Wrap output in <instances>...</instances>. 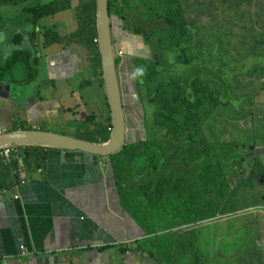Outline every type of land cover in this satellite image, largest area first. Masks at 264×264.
I'll list each match as a JSON object with an SVG mask.
<instances>
[{"label": "rangeland", "instance_id": "1", "mask_svg": "<svg viewBox=\"0 0 264 264\" xmlns=\"http://www.w3.org/2000/svg\"><path fill=\"white\" fill-rule=\"evenodd\" d=\"M50 1L52 0H34L33 3L38 5ZM110 1L113 16L123 19L124 30L131 35H136V24L141 21L150 18V25L155 28L161 26V23L165 26L164 15L171 17L174 22L171 34L162 30L152 31L149 41L146 42L149 47L153 45L149 49L150 52H147L152 58L160 57L158 49L152 51L154 44L159 42L162 49L171 47L174 35H182L184 23L196 30L194 40L196 45L188 56L192 55L197 59L200 67L192 70L186 67L185 73L190 80L210 77L206 82L209 83L210 93H213L219 103L216 102L213 109L209 106L204 107V110L209 109V117L192 134L202 149H180L175 159L187 156L188 163L191 164L195 159L210 155L214 151H222L229 156L242 152L245 157L253 152L254 156L247 161L258 173H262L264 162L260 164L256 160V152L264 148V70L253 67V60L251 58L247 60L246 57L250 53L258 54L261 51L259 42L264 40V0ZM18 7L2 8L9 22L7 40H12L15 36L18 29L16 27H19V31L33 30L30 24H23L26 16L22 15V9ZM80 7L82 0H74L72 10L43 19L38 25L40 30L37 34V43L42 47L45 40L44 32L55 27L66 37L74 33L77 29L76 20ZM78 49L80 56L83 57V47ZM214 54L215 57L212 59ZM131 58L135 59L136 65L129 69L130 72H127L125 77L122 74V91H128L134 97L135 104L141 103L145 109L144 115L135 108L131 113L132 120L138 124L139 130L149 136L155 129L163 132L158 128L160 120L155 117L157 108L146 84L157 65V60H148L147 57ZM242 60H247V66L253 68L246 74H237L241 67L234 62ZM85 65L93 70L87 60ZM23 66L21 61H17L11 69L18 86L25 85L29 75V72L26 74L22 69ZM217 74L220 78L226 77L223 81L231 82L230 95L227 96L226 92L222 91L223 100L220 98L221 88L215 83ZM92 76H95L93 72ZM183 76L186 77L184 74ZM99 82L100 80L96 79V83ZM173 86L178 89L176 85ZM83 87L84 99L100 95L94 78L92 83H84ZM167 88H170V85ZM179 93L182 91L177 94ZM207 96L211 100V97ZM135 104H132V107H136ZM178 117L181 118L179 115ZM102 120L105 123L109 122L108 112L106 116H102ZM56 125L41 126L46 131L52 130ZM65 132L72 134L70 131ZM137 133L136 138L140 139L139 132ZM104 159L106 157H99L101 165L106 164L107 161ZM246 176L247 173L241 168L240 161L210 167L205 175V187L212 192L214 198L209 201V205L208 202L194 198V189L190 182L184 183L180 189V193H183L180 210L188 214L192 222L190 226H183L179 221L169 223L170 208H174V216L178 215L173 202L176 203L179 199V195L171 196L170 181L163 188L166 194L164 196L163 193L165 201L162 214L166 223L162 222L163 224L155 226L149 232L150 235L159 232L163 236L156 241L149 240L138 245L148 251V254L154 255V262L157 264H185L186 257L178 252L179 244L185 243L191 236H196L204 253L198 264H251L250 258L253 257L255 264H264V246L260 245L261 251L254 250L256 239L264 237V208H260V203H264V182L251 184ZM161 239L168 243L170 250L166 254L163 252L161 256H156L160 250L158 245ZM258 252L263 255L260 263L256 256L259 255Z\"/></svg>", "mask_w": 264, "mask_h": 264}, {"label": "crops", "instance_id": "2", "mask_svg": "<svg viewBox=\"0 0 264 264\" xmlns=\"http://www.w3.org/2000/svg\"><path fill=\"white\" fill-rule=\"evenodd\" d=\"M33 1L18 7L26 19L27 7L42 5ZM8 24L5 16L0 27V71L16 53L6 48ZM36 46L38 80L19 89L0 77V133L57 124L46 131L73 136L77 122L90 115L105 123L102 116L109 106L104 82L97 71L86 67L78 47H41L37 42ZM92 78L100 95L84 99V83H92ZM122 98L124 103L134 97L122 91ZM46 152L39 167L20 164L21 181L0 194V264H157L138 243L156 241L163 234H149L156 223L152 218L148 222L146 210L145 233L136 219V224L130 223L135 204L125 193L127 209L122 206L118 188L107 179L108 163L101 165L99 158L82 151L49 148ZM138 209L132 215L143 218ZM261 243L264 246L263 239ZM158 247L156 256L170 250L164 239Z\"/></svg>", "mask_w": 264, "mask_h": 264}, {"label": "trees", "instance_id": "3", "mask_svg": "<svg viewBox=\"0 0 264 264\" xmlns=\"http://www.w3.org/2000/svg\"><path fill=\"white\" fill-rule=\"evenodd\" d=\"M30 1L31 0H0V27L5 21V16L2 11L3 7L21 6L28 4ZM167 1L171 2L177 0ZM238 1L240 2L242 0ZM247 1L250 2L251 0ZM111 4L112 1H110L109 5V13L112 17ZM72 8L73 0H54L34 8H26L30 12V17L26 19L23 24H30L33 30L28 29L26 31L22 30L23 32L19 31L12 40H9L10 44L6 45L8 51H16V53L12 59L6 63L5 68L0 71V77L4 79V81L20 89L28 88L32 82L41 77L39 59L36 57L38 25L43 19L70 11ZM97 9L98 0H82V7L79 9L76 20L77 29L75 32L66 37L63 36L56 27L48 29L44 32V46L59 44L65 49L83 47L86 60L90 67L97 71L103 84V71L98 45ZM164 20L165 26L161 23V26H155V28L150 25V18L136 24L135 32L140 35V41L145 39L146 42H148L152 31L156 32L162 30L170 35L174 22L169 15H164ZM195 33V29L184 23L182 35H174V43L171 47L162 49L160 48L159 42L154 44L152 51L155 52L156 49H158L160 52L159 58H152V55H146L148 60H157V65L152 70V74L149 76L146 84L150 90V96L154 99V105L157 108L155 117L158 121L160 120L158 128L162 129L163 132L156 131L155 129L153 134L149 136L145 132L139 130L138 124L132 120L131 113L137 108L145 115V109L141 103H138L136 107H132L129 104V99L125 98L126 143L117 153L106 157L108 163L107 179L114 187L118 188L120 194L118 195L120 199H122L121 203L124 209H127V202L123 200V195L125 193L130 195V202L132 205L135 204L134 208L131 207L132 210L130 215L133 218L130 219V223L136 224V221H138L140 226L144 229V233L147 230L143 224V222L147 220V217L144 216V210L149 213L148 222L151 221V218L154 219L157 227L158 225L166 223L164 214H162L165 201L164 196L166 194L163 192V188L166 187L170 181H172L170 194L171 196L179 195V199H177L176 203L173 202L176 211H178V215L174 216V208H170L169 223L173 224L175 221H179L183 226H190L192 222L188 214L180 210V205L183 201V193H180V189L184 183L190 182L191 187L194 189V198L204 201L205 203L208 202L209 205V201L214 198L212 192L208 191L205 187V175L210 167L220 164H232L236 161H240L241 168L247 173L246 178L251 184L255 182H264V168L262 173H258L249 165L242 152H236L229 156L222 151H214L210 155L195 159L191 164L188 163L187 156L175 159L180 149H202L200 143L192 134L209 117L210 111L209 109L204 110V107L209 106L213 109L216 104L219 103L213 93H210L209 83L206 82V79L210 77L190 80L185 73L186 67L191 68V70L200 67L197 59L192 55L188 56L196 45L194 43ZM123 39L124 37L121 41H123ZM95 40H97V42ZM128 44H130V42H128ZM259 44L261 51L258 54L250 53L246 58L247 60H249V58L253 60V67L264 70V40H261ZM113 45L115 53L117 50H125L123 45L115 47L116 44L114 40ZM125 52L130 53L131 50H125ZM147 52H150L149 48H146V54ZM21 54L24 56L22 57ZM215 54L212 55V59L215 57ZM247 60L234 62L235 65L237 64L241 67L237 74H246L253 68L247 66ZM17 61H21L22 64H24L22 69L26 74L29 72L27 76L29 80L26 79L25 85L21 86L17 85V79L11 71L13 64ZM115 61L116 67H118L121 59L116 56ZM135 65V59L130 57L126 58L120 70L123 77H125L127 71L132 69ZM183 74L186 77H184ZM229 76H232V74L230 73ZM225 79V76L220 78L219 74H217L215 83L219 85L221 92L224 90L228 96L231 91V82L223 81ZM168 85H170V88H167ZM171 85H176L178 89L173 88L175 86L172 87ZM180 90L182 93L177 94ZM207 95L211 97L212 101ZM222 96L223 92L220 95L221 99ZM220 98L219 100L221 101ZM203 110L204 112H202ZM108 113V123L98 122L97 117L94 115H90L78 121L73 137L91 143L108 142L112 128L109 108ZM178 115L181 116L182 119L178 117ZM23 129H32V127L27 126L23 127ZM137 132H139L140 139L136 138ZM48 149L49 148L42 146L20 145L19 149H17V153L11 156L10 162L5 163L0 161V194L11 190L21 181L20 164H23L26 168L33 165L39 167L40 164L44 163L47 154L46 151ZM95 157L99 158L103 156ZM256 160H258L260 164H263L264 154L256 155ZM140 205H142V207H140ZM208 205L206 207L209 208ZM260 208H264V203H260ZM136 209L140 210L141 213L143 212V218L141 214H135L139 215L137 218L132 215L134 214L133 211L135 212ZM134 219H136V221ZM154 227H150V230ZM262 239L263 238L256 239L254 242V250L261 249L260 243ZM178 252L183 257H186L185 264H198L201 260V256H204L200 248V241L196 236H191L185 243H180ZM259 252L257 254H259ZM219 253L221 254L220 250ZM148 255H150L152 260L155 258L152 254ZM256 256L258 262H262V253ZM254 259V257L250 258L251 264H255Z\"/></svg>", "mask_w": 264, "mask_h": 264}, {"label": "water", "instance_id": "4", "mask_svg": "<svg viewBox=\"0 0 264 264\" xmlns=\"http://www.w3.org/2000/svg\"><path fill=\"white\" fill-rule=\"evenodd\" d=\"M109 5L110 0H98V45L112 125L111 136L108 142L91 143L73 136L38 129H28L1 132L0 148L8 145L42 146L68 151H82L90 155L108 157L117 153L125 145L127 133L126 115L115 61L116 53L111 33ZM260 154H264V148L257 150L256 155ZM252 156H254L253 152L246 157V160H249Z\"/></svg>", "mask_w": 264, "mask_h": 264}, {"label": "flooded vegetation", "instance_id": "5", "mask_svg": "<svg viewBox=\"0 0 264 264\" xmlns=\"http://www.w3.org/2000/svg\"><path fill=\"white\" fill-rule=\"evenodd\" d=\"M111 33H112V38L116 44L115 47L123 45L125 50H131L130 53L125 52V50H123L124 51L123 52V58H121V62L119 63V66L117 67L119 79L121 81L122 72L120 70H121V65L124 62V60L128 57H130V58L131 57H134V58L146 57V55H147L146 54V48L150 49L151 47L147 46L145 39L143 41H140V39H139L140 35H138L137 32H136V35H131L128 32H126L124 30V26H123V19H121L120 17L113 16V15L111 17ZM123 37H124V39H123V41H121ZM128 42H130V44H128ZM127 72H130V70ZM122 84H120V85L122 86ZM135 103L136 102H135L134 98L129 100V104L131 106H132V104H135ZM135 105H137V104H135Z\"/></svg>", "mask_w": 264, "mask_h": 264}, {"label": "built area", "instance_id": "6", "mask_svg": "<svg viewBox=\"0 0 264 264\" xmlns=\"http://www.w3.org/2000/svg\"><path fill=\"white\" fill-rule=\"evenodd\" d=\"M95 41L97 42V40ZM116 56L120 59L123 58V51L117 50ZM17 149H19V145H8V146L1 147L0 148V161H3L5 163L10 162L11 156L17 153ZM263 243H264V238H263ZM21 249H24V247H21Z\"/></svg>", "mask_w": 264, "mask_h": 264}, {"label": "clouds", "instance_id": "7", "mask_svg": "<svg viewBox=\"0 0 264 264\" xmlns=\"http://www.w3.org/2000/svg\"><path fill=\"white\" fill-rule=\"evenodd\" d=\"M264 238V237H263ZM262 245V244H261Z\"/></svg>", "mask_w": 264, "mask_h": 264}]
</instances>
